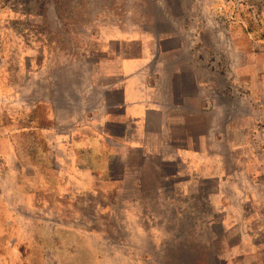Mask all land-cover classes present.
<instances>
[{
    "label": "rangeland",
    "instance_id": "374dc122",
    "mask_svg": "<svg viewBox=\"0 0 264 264\" xmlns=\"http://www.w3.org/2000/svg\"><path fill=\"white\" fill-rule=\"evenodd\" d=\"M204 3L180 22L200 62L173 82L175 133L195 139L217 109L221 168L181 184L180 160L157 180L137 152L102 163L81 141L108 98V34L151 29V0H0V264H264V0Z\"/></svg>",
    "mask_w": 264,
    "mask_h": 264
},
{
    "label": "crops",
    "instance_id": "0c3cea01",
    "mask_svg": "<svg viewBox=\"0 0 264 264\" xmlns=\"http://www.w3.org/2000/svg\"><path fill=\"white\" fill-rule=\"evenodd\" d=\"M151 2L154 8L151 29L135 25L126 32L115 28L108 34L107 41L119 44L118 48H108V57L100 61L102 84L98 86L104 94L108 93V98H103L99 126L81 141H90L87 149L102 163H107L113 152L119 151L123 159L129 152H137L141 165L147 160L153 163L151 176L157 180L162 178L160 164L175 160H180L187 168L188 173L181 184L195 178L217 179V168H221L215 147L217 109L212 111L211 120L202 134L195 139L188 133L178 138L175 130L180 127L184 131L187 124L184 108L174 104L171 92L175 81H180L183 88L184 82L189 80L184 77V71L188 72L191 64L200 62L194 59L195 51L200 47L184 39L190 31L180 22L185 20L183 14L189 12V18L195 14L197 18H204V0H191L190 7L196 6L197 2V9H183L184 1L180 0L181 9L177 13L171 11L169 0ZM168 65L172 66L170 70ZM204 96L199 87L197 101ZM179 98L181 103L188 102V90L182 89ZM196 111L205 113L201 109ZM189 141H199L202 147H195ZM103 169L105 174L107 168L103 166Z\"/></svg>",
    "mask_w": 264,
    "mask_h": 264
}]
</instances>
